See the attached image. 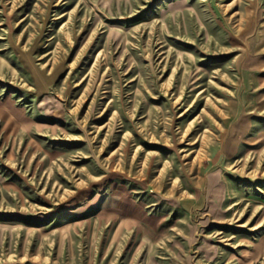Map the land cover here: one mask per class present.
<instances>
[{
    "label": "rangeland",
    "instance_id": "rangeland-1",
    "mask_svg": "<svg viewBox=\"0 0 264 264\" xmlns=\"http://www.w3.org/2000/svg\"><path fill=\"white\" fill-rule=\"evenodd\" d=\"M0 264H264V0H0Z\"/></svg>",
    "mask_w": 264,
    "mask_h": 264
}]
</instances>
